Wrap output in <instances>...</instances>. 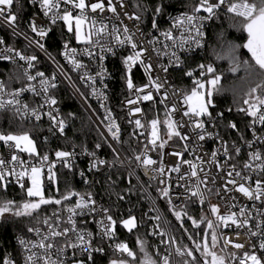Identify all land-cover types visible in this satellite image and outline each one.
<instances>
[{"label":"built area","instance_id":"1","mask_svg":"<svg viewBox=\"0 0 264 264\" xmlns=\"http://www.w3.org/2000/svg\"><path fill=\"white\" fill-rule=\"evenodd\" d=\"M195 1L199 3V0ZM15 2L16 0H14L11 9L12 12L17 15L15 27L9 26L4 19L0 18V40L4 41V44H0V56L11 57L9 60L0 59V63L17 68L24 77V84L11 89L0 79V82L5 85V90L0 93V98L4 100L12 99V92L22 87L27 88L29 84L36 88L39 95L30 91H25L18 97L20 105L13 106L6 104L4 108H0V113L11 111L18 114L21 120L26 123L36 125L48 124L56 134L63 136L66 128L65 122L64 130L61 133L58 126L55 125L47 115L48 112H52L57 121H64L58 99L53 94L55 89L63 85L74 100L87 113L104 142V145H100V147H97L94 151L87 148H79L77 146H73L69 150L58 148L49 157V162L55 164L53 169L55 173L59 169H65L75 173L78 182L85 189H88V192L81 193L80 195L87 200L90 194L91 199L95 201L94 205H89V208H94L95 211L85 209L84 214L80 215V210H77L78 214L74 216L73 219L76 221L78 230L85 229L86 232H91L93 234L92 247L103 248V252L94 251L92 253L93 260L87 261V254L77 250L75 259L85 260L86 264H93L97 258L104 256L113 257L115 260L123 259L132 263L133 260H135L133 257H128L126 253L116 251L115 245L118 243H125L128 248L132 250L128 243L121 239L117 224L115 225V231L112 236L103 235V225L108 223L106 216H112V212L110 207L105 204V200L102 197H98L94 187L99 181V173L106 166H115L123 167L129 172L130 176L139 186L159 217L158 220L162 227V236L165 242L160 250L158 264H163V258L165 256L168 257L169 264H178L179 258L191 262V257L177 254L176 249L178 247L181 249L183 248L173 236L166 218L150 189L167 200L171 212L183 209L190 201H194L197 204H207L214 225L217 221L210 210L212 204L218 206L220 214L235 212L240 220L246 218L248 222L242 227H237L236 225L224 227L221 225L216 228L220 237H222L221 241L224 247V253H217L225 256L226 264H238L237 261L232 260L231 253L235 252L237 257H239L242 255L243 251L250 249L251 244L259 243V236H250L249 230L264 232V198L261 200H249L241 193L235 191L234 186L229 184L228 180L234 179L236 181V186L243 183L246 187L253 190L256 187L257 180H260L262 185H264V125L258 122L253 124V118L248 115L249 124L244 120L242 121V119L238 122L232 121L225 123V114L223 112H217L215 107H210L209 111L211 112V117H202L205 122L204 130L196 129L194 123L189 121V117L183 116V111L186 110V105L183 104L184 93L190 90L192 86L183 87L178 83L184 78L181 76V73L186 68L189 59L196 56L205 57L209 43L210 29L217 16L203 22L201 30L204 35L200 38L201 46H197L189 40L184 48L181 49L179 44L182 39H187L189 27L187 25H185L183 29L179 26L176 28L172 27L174 18L180 16L181 13L170 18L167 29L156 34H147L140 20L135 19L137 15L132 10L127 0H122L123 7H120V0H113V4L116 6V13L108 12L107 10L103 13L89 12V19L95 18L98 22L97 26H99V22L102 20L103 23L107 25L108 33H110L113 26H115L118 29V34L121 39L124 37L123 30L127 27L129 30L128 34L133 36V40L137 43L138 49L143 48L146 50L143 59L145 63L152 64L153 67L150 75L161 87L159 91H157L150 86L143 92L137 93L134 90L129 91L123 79L122 57L131 54L132 49L130 46H121L115 43L112 37L107 33L101 37H93L94 41L99 39L100 44L98 45L78 43L74 38V33H69L62 21L57 20L56 24H52L50 19L52 13H49L48 17L43 15V11L38 2L30 0L31 6H33L35 12L31 15H24L22 17H19L15 9ZM65 7L69 6L62 3L61 12ZM219 13L234 17L232 14L226 12V8L219 10L218 14ZM197 15L207 14L201 12ZM32 20H35L38 28L42 27L48 30V35L44 39L41 40L31 31L30 22ZM59 28H63L64 35L67 39L61 44L59 53L56 56L48 50V40L53 32L57 31ZM165 31L172 32L175 37V42L166 39L162 35ZM193 35H195L194 32ZM37 41L44 44V49L38 47ZM149 41H152V43H149ZM66 42L69 45V49H76L75 54H69L70 58L78 61L82 67L76 68L69 62V59H66L62 54L67 51L64 48ZM101 45H103L105 49L111 47L114 52H102ZM9 47L14 51L6 52L5 49ZM85 48L91 52V55L85 52ZM16 51L26 56H37V61L33 62L34 67L28 69L27 63L20 60L18 56H15ZM172 52H175L176 56L180 58L179 66L175 63L176 56H172ZM102 55L105 57L103 61L100 59ZM201 64L205 66L211 64L216 74V67L213 61L204 59ZM101 66L106 70L103 74V79H101V76L97 75L101 70ZM165 68H167V72L164 71ZM26 69L32 76H35L37 71L44 72L45 77L48 78L50 83H54L55 87H49L48 92L46 94L43 93L39 82L40 78L37 77L35 80L29 81L24 75ZM203 71L205 73L203 77L200 76L201 69L199 67L197 71L193 72L192 77H187L200 79L205 82L207 79L212 78V74L207 73L206 67ZM53 76L55 77L54 80H52ZM132 78L135 86L142 87L148 82L147 77L144 75L143 67L139 65L134 66ZM149 91L152 92L153 100L144 101L142 99H137L147 94ZM45 96L55 98L56 104L51 105L45 103ZM128 100H136L137 103L129 104ZM24 104L28 105L27 111L23 108ZM173 106H175V110H173ZM17 107L20 108L19 112L16 111ZM136 107H139L141 112H134ZM32 109L37 110L41 117L40 120H36L35 116L32 115ZM218 113H223V115L219 116L217 115ZM109 114L111 120H114L117 125L122 120L132 124L134 131L142 140L141 149L139 153L135 155L132 163L125 158L120 148L117 146L116 140L112 138V135L108 131L110 121L106 119V117H108ZM169 118L177 122V130L181 133V137H187L186 139L178 136H173L171 139L168 138V129L164 121ZM137 119L141 121L143 127L136 126L135 120ZM153 119L158 121V139L155 145L151 143L152 126L150 121ZM230 123H234L236 128L229 127ZM202 133L205 134V138L200 140L199 135ZM207 133L211 135H207ZM161 143H164L163 148L160 147ZM225 148H227V154H225ZM106 149L109 151L110 155L107 154L105 151ZM237 149H239V152L236 151ZM56 151H66L72 154L67 158L69 167H65L64 163L57 159L55 156ZM213 152L216 153L215 158L212 156ZM256 152L261 154L260 160H254L249 155L250 153ZM173 153H179L180 155H173ZM12 154L19 156L27 165L39 164V156L30 157L27 153L21 152L15 147H9L5 145L3 141H0V159L5 160V168L10 170L15 167L16 171H20L21 165L19 163H8V161L11 160ZM138 155L141 156V161L136 160V156ZM145 155L155 160L156 163L147 167L144 166L142 160ZM99 160H103L105 163H97L96 167H91L93 162ZM184 161H189L197 166V175L195 177L191 175L189 163H185ZM161 164H163L164 167L163 173L158 170ZM245 164H248L249 167L246 168ZM174 168H178L179 170L173 171ZM137 171L141 172L150 189L138 176ZM236 172H239L240 176H236ZM44 173L45 184H47L49 182L46 178V165L44 167ZM81 173H83V175H81ZM228 173H232V175L229 176ZM6 181L7 187H20L16 179L11 176L7 177ZM25 183H27V181H25ZM197 187L200 192L203 193V203L200 202L198 196H192L191 194ZM3 188L5 187H0V193ZM164 188H168V196L163 195L161 190ZM76 199H78V197H74L73 203L68 207H73ZM169 200H171V204H169ZM232 205H234V207H232ZM68 207L61 206L45 215L40 223L32 228L33 231L26 235L19 236L16 239L18 254L9 253L5 257L15 261V264H25L24 257L29 254L26 249L31 248V243L37 242L50 231L48 225L44 223L45 219L48 220L49 224L57 228V230L62 231L64 227H71L67 223L70 215L66 210ZM241 208L245 209L243 216H241L240 213ZM104 209L108 210L107 213H105ZM98 222H102V224ZM257 224L260 225L259 229L256 227ZM66 239L75 242V233L69 232L67 237H56L52 242L56 247H60L64 245ZM225 239L231 240L233 243H241L244 245V248L235 249L232 247L231 243L225 245ZM20 240H24L26 242L25 245H21ZM31 251L42 254V250L38 248L31 249ZM51 252L52 258L56 259V248L54 247ZM60 259L64 260L65 264H72L74 259L73 250L66 249V252ZM0 264H3V260L0 261Z\"/></svg>","mask_w":264,"mask_h":264},{"label":"snow or ice","instance_id":"2","mask_svg":"<svg viewBox=\"0 0 264 264\" xmlns=\"http://www.w3.org/2000/svg\"><path fill=\"white\" fill-rule=\"evenodd\" d=\"M33 2H38L41 10L43 11V15L45 17L49 16V13H52L50 19L52 24H56L57 20L63 22L66 26L67 31L69 33H74V38L78 43H83L87 45H98L100 44L99 39L93 40V37H101L105 33L110 35L113 41L121 46L128 45L132 49L131 54L125 55L122 57L123 64V79L126 82L127 88L129 91H135L137 93L143 92L145 89L155 88L159 91L161 85L153 80L150 72L152 70V64L145 63L143 59L144 52L146 51L143 48L138 49L137 43L134 42L133 36L128 34L129 30L127 27L124 28V37L121 39L118 34V29L113 26L110 33H108L107 25L103 23L101 20L99 22V26H97V20L95 18L89 19L88 13H103L105 10L108 12L116 13V6L113 4V0H33ZM14 0H0V18L4 19L9 26L15 27L17 22V15L12 12V5ZM64 4L69 7H65L61 12V4ZM120 7H123L122 0H120ZM226 8V12L232 14L234 17L239 18V24L237 25L238 30H241L242 33L246 34V38L242 44H235L231 47V52H236L239 49L243 48L247 50V53L250 54L251 61L254 62V65L260 70L259 75L264 76V0H199V3L196 4L192 8V13H181L180 16L174 18V22L172 24L173 28L180 27L184 28L185 25L189 27L187 39H182L179 47L181 49L184 48L185 44L191 40L192 43L197 46H201V39L204 35L201 30L203 27V22L206 20L213 19L214 16L218 15L219 10ZM162 7L157 6L155 8V12L157 14L161 13ZM206 13L207 15H197L198 13ZM135 19L139 20L140 17L137 16ZM30 28L33 33L36 34L41 40L44 39L48 35V30L44 28L37 27L35 20L30 22ZM152 28H157V23L155 18L152 20ZM193 32L195 35H193ZM162 35L168 39L175 42V37L173 36L171 31H165ZM152 43V41H149ZM0 44H4L3 40H0ZM38 47L44 49V44L39 43L37 41ZM64 48L67 50L62 53L66 59H69V62L72 63L76 68L82 67V65L70 58V53L75 54L76 49H69V45L66 42L64 44ZM6 52H13L12 48H6ZM101 51L114 52V50L109 47L107 49L101 45ZM85 52L91 55V52L85 48ZM15 56H18L20 60L25 61L27 63V68L31 69L34 67V61H37V56L35 55H23L22 53L16 51ZM172 56H176L175 52H172ZM0 59L9 60L10 56H0ZM100 59L103 61L105 57L102 55ZM230 62V71L235 73L241 67V63L246 69L252 68V65L249 63L247 59L241 61L239 56H231L229 57ZM175 63L177 66L180 65V58L176 56ZM141 66L144 69V75L147 77V83L141 86H135L133 82V68L134 66ZM201 69L200 76L203 77L205 75L203 69H207V73L212 74L211 79H207L206 82L200 79H192V87L190 90L185 91L183 97V104L186 105V110L183 111V116L189 117V121L194 123V127L196 129L204 130L205 122L202 117L208 116L211 117V112L209 111L210 107H215L213 101V93L217 91V85L220 83L221 75L215 74V69L211 64L205 66L204 64H200L198 66ZM167 72V68L164 69ZM106 70L101 66L100 72L97 73L98 76H101L103 79V74ZM24 75L27 77L29 81L35 80L37 77L40 78V86L43 93H47L49 87H55L54 83H50L48 78L45 77L44 72L37 71L35 76L29 74L27 69L25 70ZM186 76L192 77L193 72L191 70L185 73ZM55 77H52L54 80ZM264 88V80L258 83L255 87L251 88L247 93L248 98L244 99L243 103L248 105L246 109H240V111H244L247 113L249 117H252V123H259L264 125V96L256 95L258 89ZM5 85L0 82V93L4 92ZM25 91H30L33 93H37L36 88L29 84L27 88H19L11 93L12 99L4 100L0 98V108H4L5 105H20V100L18 97L21 93ZM95 91V90H94ZM142 99L144 101L153 100L152 92L149 91L147 94L142 97L137 98ZM45 103L55 105V98L45 96ZM129 104L137 103L136 100H128ZM23 108L25 111L28 110V105L24 104ZM173 110H175V106H173ZM16 111L19 112L20 108L17 107ZM134 112L139 113L141 109L136 107ZM32 115L35 116L36 120H40L41 117L36 109H32ZM50 120L53 121L55 125L58 126L61 133L64 130V121H57L56 117L52 114V112L47 113ZM217 115L222 116L223 113H218ZM106 119H109L110 123L108 125V131L112 135L114 140H119V126L115 123L114 120H111V116L109 114ZM152 126V140L151 143L153 145L156 144V140L158 139V131L157 124L158 121L153 119L150 121ZM167 126L168 138L171 139L173 136L181 137V133L177 130V122L173 121L171 118L166 119L164 121ZM135 124L137 127H143L141 121L139 119L135 120ZM229 127L236 128L234 123H230ZM207 135H211L207 133ZM255 135V133H254ZM187 138V137H181ZM205 138V134L202 133L199 135V139L203 140ZM0 141L9 147H15L17 150L21 152H26L29 156H39L37 152V148L34 140L30 137L28 132H22L20 134H13L11 132L4 134L0 133ZM99 148L100 145H97ZM160 147H164V143L160 144ZM239 152V149L236 150ZM225 154H227V148H225ZM72 154L66 151H56L55 156L57 159L61 160L64 163L65 167H69L67 163V158ZM173 155H180L179 153H173ZM250 157L254 160H260L261 154L259 152L250 153ZM213 158H215L216 153H212ZM137 161H141V156H136ZM19 163L21 165V170L16 171L15 167L8 170L5 168V160L0 159V187H7L6 178L11 176L16 179V182L19 184L20 188L25 191L28 199H25L22 204L15 207V211H13L15 202L12 200L5 201L0 203V216H4L5 213L13 212L15 216H30L33 212L40 209L42 205L48 204H56L60 205L62 200H69L71 197H78L75 201V205L73 207H68L66 210L70 213L68 217L67 223L71 227H64L63 230H57V228L53 227V225L49 224L48 220L45 219L44 223L48 225L50 231L47 235H44L37 242L31 243V248L26 249L28 251V255L24 257L25 264H65V261L60 259L66 252V249L73 250V262L72 264H86L85 260L75 259L76 251L79 250L82 253L87 254V261H92L93 256L92 253L95 252H103V248H93L92 247V233L86 232L85 229H77L76 221L73 219L74 216L78 214L77 210H80L79 214L83 215L84 210L88 209L89 211H95L94 208H89V205H94L95 201L91 199V195L89 194L88 199L86 200L83 196L76 192H67L61 195L60 199H54L51 194L47 197L45 195V173L44 167L47 166V181L51 184L56 183V173L53 171L55 164L49 162V157L47 154L39 156V164L27 165V163L19 158L16 154L11 155V160L8 163ZM185 163H189L191 168V175L196 176V165L192 164L189 161H184ZM104 164L105 161L99 160L93 162L91 167H96V164ZM142 163L144 166H150L156 163L155 160L150 157L144 156ZM245 167H249L248 164H245ZM161 173L164 171L163 164L160 165L158 169ZM178 168H174L173 171H178ZM83 175V173H81ZM229 176L232 173H228ZM236 176H240L239 172H236ZM27 181V183H25ZM229 184L234 186V190L241 193L244 197H247L249 200H261L264 198V185H262L260 180L256 181L255 189H251L246 187L243 183L236 186V181L234 179L228 180ZM164 196H168V188H164L161 190ZM192 196H198L200 198V202L203 203V193L200 192L197 187L196 190L192 191ZM169 204H171V200H169ZM234 207V205H232ZM210 210L212 215L216 217L217 223L214 225L212 220H207V228L204 230L203 243L195 242L194 248L189 249L186 246L181 249L177 248L176 252L178 255L187 257H191V262L188 260L184 261V264H226V258L223 255H219L215 250L218 246V240L222 237H218L216 228L223 225L224 227H230L231 225H236L237 227H242L247 224V219L240 220L237 217L235 212H229L227 214H220V210L217 205L212 204L210 206ZM105 213H107V209H104ZM241 216L244 215L245 209H240ZM173 215L176 220L180 221L182 219V212L173 211ZM183 215H187V213H183ZM106 219L108 221L107 224L103 225V235L104 236H112L115 231V225L117 221L113 219L111 215H107ZM159 219V217H156ZM191 220L192 225L194 227H199L200 222L192 217H188ZM205 217L201 216L200 221H205ZM58 221V218H57ZM230 222V223H229ZM101 223L102 222H98ZM120 223L124 228L131 231L135 225V218L129 216L128 219L121 220ZM182 226V225H181ZM257 229L260 228V225H256ZM29 232L33 231L32 228L28 229ZM75 233V242L66 239L63 246L56 247V245L52 242L56 237L64 236L67 237L68 233ZM39 234V233H38ZM249 234L252 237L259 236V243H253L250 245L249 250L243 251L242 255L237 257L236 253H231V258L233 261H237L238 264H264V232H254L249 230ZM163 235V233H161ZM211 237V243L209 244L208 237ZM239 235V234H237ZM189 240H192L193 237L189 236ZM24 240H20L21 245H25ZM138 243H140L138 241ZM225 245L232 244V247L235 249H243L244 245L241 243H233L231 240L225 239ZM56 248V259L52 258L51 250ZM40 249L42 250V254H37L36 252H32L31 249ZM116 251L126 253L128 257L135 258V254L132 250H130L125 243H118L115 245ZM141 251H143V247L141 246ZM194 252H199L201 258H198L194 255ZM3 264H15V261L5 257L3 259ZM109 264H127V262L123 259L121 260H110ZM141 264H156L155 260H152L147 255L145 259L141 261ZM163 264H169V259L167 256L163 258Z\"/></svg>","mask_w":264,"mask_h":264},{"label":"trees","instance_id":"3","mask_svg":"<svg viewBox=\"0 0 264 264\" xmlns=\"http://www.w3.org/2000/svg\"><path fill=\"white\" fill-rule=\"evenodd\" d=\"M127 2L135 14L140 17V23L147 34H156L167 29L171 17L180 13H191L192 8L198 4L195 0H127ZM158 5L162 7V11L159 14L155 12V8ZM15 9L19 17L31 15L35 12L30 0H16ZM154 18L157 23L156 29L152 28V20ZM238 24L239 19L219 13L210 29L205 57L196 56L189 59L186 68L181 73L184 78L178 83L183 87H191L193 78H188L185 73L189 70L192 72L197 71L198 66L204 59L213 61L216 67V74L221 75L220 83L217 85L218 90L213 93L215 110L225 114V123L238 122L242 119V121L244 120L249 124L246 112L240 111V109L247 108L248 105L243 103L244 99L248 98L247 93L264 80V76L258 74L260 70L251 61L250 54L247 53L246 49L241 48L236 52L230 53L233 45L242 44L246 38V34L238 30ZM66 39L63 28H59L49 38L48 50L57 56L61 44ZM230 55L239 56L241 61L247 59L252 68L246 69L241 63V67H244V69L237 73H232L229 70ZM0 79L11 89L24 84V77L17 68L2 63H0ZM53 94L58 99L66 124L63 136L56 134L48 124L26 123L21 120L18 114L11 111L0 113V133L7 134L11 132L20 134L28 132L35 142L39 156L47 154L50 157L58 148L69 150L73 146H77L94 151L97 149V145H104L91 119L68 90L63 85H60ZM256 95L264 96V88L258 89ZM118 126L120 132L119 140H116V144L125 158L132 163L135 155L141 149L142 140L129 122L122 120ZM105 151L110 155L107 149ZM137 174L149 188L141 172L137 171ZM98 180L94 190L98 197H102L105 200V204L110 207L112 216L117 221L121 239L127 242L134 251L135 260H133V263L141 264V261L147 255L158 264L160 250L164 245L165 239L161 235V224L156 219L158 215L139 186L123 167L106 166L99 173ZM70 191L81 194L88 192V189H85L78 182L75 173L65 169L56 171L55 184H45L46 197L51 194L54 199H60L61 195ZM150 191L164 214L173 236L182 248L186 246L189 249H193L195 242L203 243L204 230L207 228L206 221L212 220L207 204H197L194 201L188 202L183 209L179 210L182 212V219L178 221L173 212L169 210L167 200L153 190L150 189ZM74 197L66 201L62 200L60 205H42L40 209L33 212L30 216H15L13 212L0 216V261L9 253L17 255L16 239L19 236L28 234V229L38 225L42 218L51 211L61 206H70ZM25 199H28L26 193L20 187L8 186L3 188L0 193V203L8 200L15 202L13 211ZM183 213H187V215H183ZM129 216L135 218L136 225L131 231L124 228L120 223L121 220L128 219ZM201 216L206 218L205 221H200ZM188 217L196 219L200 222V226L194 227ZM216 232L218 237H220L217 229ZM189 236H192L193 239L189 240ZM208 241L210 244V235ZM141 246L143 251H141ZM215 250L219 253H224L221 238L218 240V246ZM194 255L201 258L199 252H194ZM110 260H113V257H99L93 264H109ZM184 261L185 259L179 258L178 264H184Z\"/></svg>","mask_w":264,"mask_h":264},{"label":"rangeland","instance_id":"4","mask_svg":"<svg viewBox=\"0 0 264 264\" xmlns=\"http://www.w3.org/2000/svg\"><path fill=\"white\" fill-rule=\"evenodd\" d=\"M244 69V67H240L239 68V70L237 71V72H239V71H241V70H243ZM237 72H235V73H237ZM26 153V152H25ZM28 154V153H27ZM29 155V154H28ZM127 262V264H133L132 262H128V261H126Z\"/></svg>","mask_w":264,"mask_h":264}]
</instances>
